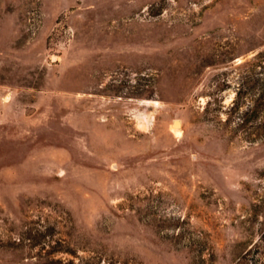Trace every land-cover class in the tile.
I'll return each mask as SVG.
<instances>
[{
  "label": "rangeland",
  "instance_id": "rangeland-1",
  "mask_svg": "<svg viewBox=\"0 0 264 264\" xmlns=\"http://www.w3.org/2000/svg\"><path fill=\"white\" fill-rule=\"evenodd\" d=\"M263 83L264 0H0V264H264Z\"/></svg>",
  "mask_w": 264,
  "mask_h": 264
},
{
  "label": "trees",
  "instance_id": "trees-1",
  "mask_svg": "<svg viewBox=\"0 0 264 264\" xmlns=\"http://www.w3.org/2000/svg\"><path fill=\"white\" fill-rule=\"evenodd\" d=\"M258 78L259 77H256L255 80H257ZM244 92L245 91L241 89V86L237 87L235 91V96L229 107V114L226 117V121L228 122L235 121L236 128L243 127L247 124L250 117L248 116L249 111H253L254 113H256L259 111L262 105L264 106V83H263V91H262V95L260 96V100L258 99V101H256L255 103L249 104L246 109H242L241 107L243 104ZM253 117L254 116H252V118Z\"/></svg>",
  "mask_w": 264,
  "mask_h": 264
},
{
  "label": "water",
  "instance_id": "water-1",
  "mask_svg": "<svg viewBox=\"0 0 264 264\" xmlns=\"http://www.w3.org/2000/svg\"><path fill=\"white\" fill-rule=\"evenodd\" d=\"M173 124H174V125H178V124H180V120H179L178 118L174 119V120H173Z\"/></svg>",
  "mask_w": 264,
  "mask_h": 264
}]
</instances>
